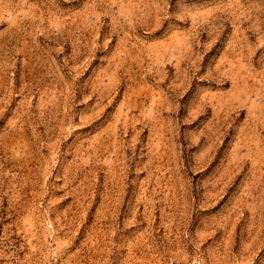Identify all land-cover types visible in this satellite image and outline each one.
I'll return each instance as SVG.
<instances>
[{"label":"rangeland","instance_id":"1","mask_svg":"<svg viewBox=\"0 0 264 264\" xmlns=\"http://www.w3.org/2000/svg\"><path fill=\"white\" fill-rule=\"evenodd\" d=\"M0 264H264V0H0Z\"/></svg>","mask_w":264,"mask_h":264}]
</instances>
